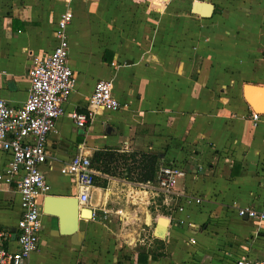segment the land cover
Instances as JSON below:
<instances>
[{"label":"crops","instance_id":"1","mask_svg":"<svg viewBox=\"0 0 264 264\" xmlns=\"http://www.w3.org/2000/svg\"><path fill=\"white\" fill-rule=\"evenodd\" d=\"M194 2L0 0V95L12 107L27 98L32 59L56 45L60 16L73 14L68 65L76 85L47 137L41 172L48 196H77L74 182L59 173L73 156L91 160L105 149L124 155L108 173L93 167L92 217L76 232L60 235L42 218L27 264L264 263V223L237 215L259 209L264 195V0ZM196 3L212 4L211 16L195 13ZM98 80L111 82L120 107L98 110L77 128L68 114L86 112ZM140 154L157 156V172L181 168L179 189L201 203L180 212L182 201L166 207L127 180L137 176L129 170ZM9 160L0 151V174ZM19 202L16 183L0 180V249H17Z\"/></svg>","mask_w":264,"mask_h":264},{"label":"built area","instance_id":"2","mask_svg":"<svg viewBox=\"0 0 264 264\" xmlns=\"http://www.w3.org/2000/svg\"><path fill=\"white\" fill-rule=\"evenodd\" d=\"M70 3L71 0H64ZM73 20L67 9L59 18L54 31L56 45L44 56L34 57L29 69L27 98L19 107L7 104L0 95V151L9 155V162L0 180L7 184L16 183L20 197V217L17 221V249H0V264H27L30 256L39 246L42 231V200L48 196L50 185L41 172L47 161V137L54 131L57 120L65 115L64 105L75 89L76 78L68 65L69 42L67 29ZM119 103L112 95V85L108 80H98L87 102L84 113L70 112L68 117L77 128L83 129L92 122L98 110L116 112ZM259 114L251 112L250 119L258 122ZM62 176L70 178L77 188L78 204L88 208L96 171L89 157L82 154L73 156L59 168ZM186 173L174 165L162 166L152 182L139 184L144 192H152L161 198L162 204L170 207L175 201L183 204H200L179 189V182ZM239 218L264 223V195L260 208H239ZM193 243V241H192ZM234 264H264L248 257L238 258Z\"/></svg>","mask_w":264,"mask_h":264},{"label":"water","instance_id":"3","mask_svg":"<svg viewBox=\"0 0 264 264\" xmlns=\"http://www.w3.org/2000/svg\"><path fill=\"white\" fill-rule=\"evenodd\" d=\"M214 6L210 3H196L193 7L195 13L207 18L213 13ZM252 87H245L249 91ZM253 110L258 112V108L251 102ZM84 212L90 214L89 219L92 217L91 209L82 208L78 204V199L74 196H54L49 195L44 198L42 206L43 217H47L50 221L57 224L58 233L60 235H71L79 229L81 219ZM164 219L160 220V224H164Z\"/></svg>","mask_w":264,"mask_h":264},{"label":"trees","instance_id":"4","mask_svg":"<svg viewBox=\"0 0 264 264\" xmlns=\"http://www.w3.org/2000/svg\"><path fill=\"white\" fill-rule=\"evenodd\" d=\"M264 56V54H263ZM120 158H124V155L117 154L116 149H105L96 152L92 159L91 165L96 170L101 171L103 173H108V167L115 162L120 161ZM130 159H135V155L129 156ZM133 162V161H132ZM136 166H134L131 171L133 174L137 173L136 177L127 176V180H131L136 183H145L152 182L157 173L158 168V158L156 155H147L140 154L139 159L135 160Z\"/></svg>","mask_w":264,"mask_h":264},{"label":"rangeland","instance_id":"5","mask_svg":"<svg viewBox=\"0 0 264 264\" xmlns=\"http://www.w3.org/2000/svg\"><path fill=\"white\" fill-rule=\"evenodd\" d=\"M167 1V0H166ZM170 3H174V5H176L177 7H180V6H183V5H186V8L191 5L192 3V6L193 4L195 3L194 1H197V0H168ZM202 1H209V0H202ZM211 1V0H210ZM214 1V0H213ZM139 3H137V1H133V2H130V5H136V4H140V1H138ZM82 5V4H81ZM139 8V7H138ZM47 220V222H49L50 220L45 217Z\"/></svg>","mask_w":264,"mask_h":264},{"label":"bare ground","instance_id":"6","mask_svg":"<svg viewBox=\"0 0 264 264\" xmlns=\"http://www.w3.org/2000/svg\"><path fill=\"white\" fill-rule=\"evenodd\" d=\"M83 217L85 219H88L90 217V214L88 212H84ZM161 225V224H160ZM163 227V226H162Z\"/></svg>","mask_w":264,"mask_h":264}]
</instances>
